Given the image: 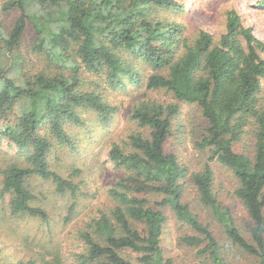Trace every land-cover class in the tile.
Here are the masks:
<instances>
[{
	"label": "trees",
	"instance_id": "trees-1",
	"mask_svg": "<svg viewBox=\"0 0 264 264\" xmlns=\"http://www.w3.org/2000/svg\"><path fill=\"white\" fill-rule=\"evenodd\" d=\"M180 7L177 0H1L0 12L16 11L17 16L7 27L0 24V143L14 145V154L27 165L15 161L0 168V195H8L12 216L47 222L46 212L32 204L28 178L49 180L57 192L75 195L77 185L49 167L53 142L68 144L66 124L82 125L80 110H92L105 124L117 110L84 72L103 74L112 89H124L125 80L139 85L145 77L147 89H164L177 101L200 108L207 126L195 147L206 148L209 156L189 180L229 241L264 264V105L258 104L257 95L264 79V57L257 47L264 48V43L234 10L226 14L218 44L203 29L189 43L180 22L157 15ZM28 26L35 35L32 50L48 64L34 72L22 71L19 54H14ZM134 62L149 66L151 73L143 76ZM178 112L177 103L152 99L134 105L130 118L143 129L129 135L123 146L112 143L108 151L116 167L129 174L108 189L113 205L81 232L86 246L79 255L82 264H169L160 246L167 219L160 208L165 207L193 232L181 242L204 244L201 252L212 264H226L210 226L182 201L187 168L164 148ZM250 120L255 124L254 148L237 152L233 144ZM210 161L237 179L234 195L250 218L249 238L218 200ZM147 194L162 199L151 203ZM125 250L138 253L136 261L123 257Z\"/></svg>",
	"mask_w": 264,
	"mask_h": 264
},
{
	"label": "rangeland",
	"instance_id": "rangeland-1",
	"mask_svg": "<svg viewBox=\"0 0 264 264\" xmlns=\"http://www.w3.org/2000/svg\"><path fill=\"white\" fill-rule=\"evenodd\" d=\"M181 11L160 10L157 15L162 19L176 20L184 26L183 35L190 43L199 29L210 33L213 43L218 44L220 35L225 31L226 14L236 11L244 26L250 27L253 35L264 43V0H177ZM1 3V0H0ZM183 10V11H182ZM17 16L16 11L0 12V24L7 27ZM35 35L28 26L22 36L20 47L14 52L19 54L22 71L34 72L48 66L43 56L32 50ZM257 52L264 57V48L257 47ZM135 63V62H134ZM143 71V76L151 73L149 66L135 63ZM89 82H98V91L105 100L117 110L108 123H102L92 110H80L83 124H66L69 136L68 144L53 142L48 163L51 170L77 185L75 195L70 191L61 194L49 180L36 176L28 178L27 184L34 194L32 204L43 209L48 221L29 215L14 217L7 208L8 195H0V263L1 264H82L79 257L86 251L81 232L92 219L99 218L100 211H106L113 205L108 189L129 171L116 167L110 160L108 151L112 143L123 146L129 135L142 130L135 120L130 118L134 105L143 99H152L160 103H177L179 112L171 122V133L164 143L165 151L174 153L180 165L187 168L182 201L196 213L199 219L210 226L214 236L222 246L226 264H257V259L238 246L232 244L210 210L204 207L198 191L189 180L191 173L200 171L207 162L209 151L198 149L195 142L201 139L207 126L200 108L193 103L177 101L171 92L164 89L149 90L144 81L131 85L125 80L126 87L111 88L104 80V75L85 73ZM94 86V85H93ZM88 88V86H87ZM258 95V104L264 105V79ZM253 120L244 127L240 140L233 144L237 152L250 153L254 146ZM14 145L7 140L0 143V168L10 162L26 166L20 156H16ZM127 150V149H126ZM213 169V189L222 205L230 210L235 224L249 238L250 218L239 199L234 195L238 186L231 170L216 161H210ZM2 174L0 173V187ZM151 203L162 197L147 194ZM155 207V205H154ZM159 208V207H157ZM167 219L163 224L160 246L169 264H212L199 247L188 246L180 238L192 235V230L179 222L173 212L165 207ZM140 229V225H138ZM121 255L131 261L139 256L136 252L125 250Z\"/></svg>",
	"mask_w": 264,
	"mask_h": 264
}]
</instances>
